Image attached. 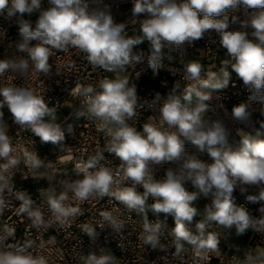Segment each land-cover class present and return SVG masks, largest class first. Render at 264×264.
Wrapping results in <instances>:
<instances>
[{"label":"clouds","instance_id":"obj_1","mask_svg":"<svg viewBox=\"0 0 264 264\" xmlns=\"http://www.w3.org/2000/svg\"><path fill=\"white\" fill-rule=\"evenodd\" d=\"M0 0V15L17 25L19 39L12 42L16 53L0 59V77L17 73L26 77L49 75L50 58L54 51L67 53L76 50L92 68L114 73V78H102L97 83L79 84L71 95L82 99L85 111L79 115L92 118L97 130L107 138L103 151L78 161L74 168L76 179L59 181L55 187L40 190L47 205L49 218L26 191H17L16 209L25 216L31 227L40 230L57 224L65 227L83 215L78 203L108 197L142 218L140 239L157 250L163 248L161 236L171 237L176 255L190 250L197 264H207L210 253L219 251L220 234L210 230L213 225L241 236L252 230L264 236V139L256 130L252 135L237 129V147L229 143L230 130L223 118L212 119L214 93L229 87L232 73L242 80L249 92L248 101L264 103V0H132L131 23L139 20V34L129 35L127 23H117L104 0ZM241 7L247 18L229 17L226 10ZM38 13L33 22L25 17ZM239 27H233L236 24ZM250 29V31H249ZM218 41L226 50L217 71H207L198 60L184 61L185 47L205 36ZM149 45L147 62L156 71L162 60L172 59L171 53L181 56L182 79L188 81L181 90L174 84L166 96L156 94L158 114L149 116L142 129L129 123L137 115L138 96L134 84L124 73L144 58L137 46ZM167 50V51H165ZM231 69V71L229 70ZM41 87L42 81L40 82ZM59 104L53 105L32 87L5 84L0 86V212L6 207L3 193L10 190L14 170L21 163L32 178H44L54 165L38 154L13 143L4 109L11 114L19 130L28 131L42 143L63 146L65 134L57 122ZM248 103L231 110V118L247 121ZM264 129V122L260 123ZM186 145L195 148L189 152ZM114 156L116 169L101 163L104 152ZM207 153L212 162L198 158ZM172 164L157 178V166ZM43 170V171H42ZM56 175L53 171V177ZM53 177H48L51 180ZM190 185V188H189ZM142 188L143 191L139 189ZM249 203L259 204L260 216L250 215L237 203L235 192ZM152 203H149V200ZM205 198L209 203L203 212L196 202ZM171 216L174 226L160 219L149 220L147 211ZM100 227L119 233L125 221L111 211L100 212ZM197 217L199 219H197ZM90 240L100 232L91 223L81 226ZM15 235V228H0V264H49L44 255L33 254L39 246L31 239L23 243L5 244ZM83 264H118V258L100 248L81 256ZM236 264H264V247L245 252Z\"/></svg>","mask_w":264,"mask_h":264},{"label":"built area","instance_id":"obj_2","mask_svg":"<svg viewBox=\"0 0 264 264\" xmlns=\"http://www.w3.org/2000/svg\"><path fill=\"white\" fill-rule=\"evenodd\" d=\"M104 3L109 5L111 14L117 23H127L126 31L129 35L139 34V20L145 17L137 18L136 24L130 22L132 19V0H104ZM43 7H48L47 0H43ZM226 14L230 18L236 16L239 20L246 19L248 15L243 7L238 10L228 9ZM37 17L38 13H34L31 17L26 16L25 18L35 22ZM233 27H239V24L237 23ZM212 36H205L203 39L195 41L191 46L186 45L182 57L184 61L198 60L202 63L204 66V71L201 73L202 77L207 71H217L221 61L227 58L226 50L219 48L215 33H212ZM18 39L17 25L13 21L7 20L4 15H0V59L21 55L16 53L12 45V42ZM135 50L137 52L143 51L144 58L134 68L129 66L124 75H127L130 78V83L135 85L139 98L137 115L129 123L141 130L143 123L147 121L149 116L158 114L159 105L152 103L156 94L159 93L161 97H164L175 83L179 82L182 90L189 82L182 79L183 64L178 53H171V60L165 57L161 62V66L154 71L147 62L148 42L145 41L137 46ZM83 56L84 54L76 50H69L67 53L54 51L53 56L50 58L52 70L47 76L34 74L30 70L26 77L11 72L0 77V86L12 84L32 87L42 94L45 89V98L53 105L59 104L57 122L63 130H66V141L63 146L42 143L38 137H34L30 132L19 130L13 124L8 109L3 110L4 118L10 126L9 135L12 137L13 143L35 152L46 162H51L54 165V169L48 170L44 178H32L27 173L23 163L14 170L11 188L3 193L6 207L0 212V228L4 225L14 227L15 235L9 237L5 244L23 243L25 239L34 240L37 246L43 243L42 248L36 247L31 251H33V254L46 256L49 264H83L80 260L81 256L87 255L89 251L99 253L100 248L115 255L118 258V264H197L190 250L180 256L176 255L175 248L171 244V237L167 231L161 236V244L164 245L162 249L152 250L144 245L139 238L142 231V218L108 197L90 199L83 203L77 202L75 206L81 208L83 215L78 216L70 225L65 227L53 224L51 227L36 230L31 227V222L25 216L17 213L16 209L19 207V201L15 199V193L26 191L36 202V206L41 208L47 220L50 213L47 205L42 202L40 190L55 187L59 192V181L77 178L74 168L78 161L81 159L86 160L90 155L104 149L107 138L104 133L97 130L98 121L79 115L80 112L85 111L82 106V99L70 93L79 84H95L102 78H114L115 74L99 68H92ZM161 67H169V75H161ZM229 70L231 71V69ZM41 81L44 88L41 87ZM214 96H218L219 99H213V111L208 115L212 119H224L231 133L229 137L230 145L234 148L238 146L237 129H242L252 135H255L256 130H259L264 135V129L260 128V123L264 122L262 103L248 101L249 92L234 72L229 87L219 93H214ZM240 103H248L249 105L247 121L241 122L231 118L232 108ZM253 104H260V112H252ZM186 147L189 152L196 151L191 145H186ZM197 156L204 162H212L206 152L197 153ZM104 157L105 159L101 163L113 169L118 167L119 161L114 156L105 151ZM168 167H175V165L157 166V178L162 177ZM53 171L56 173L54 177ZM48 177L53 178L49 180ZM139 190L143 191L142 188ZM234 195L237 203L244 205L250 215L254 217L261 215L259 204L247 202L245 196L240 193H234ZM149 203H152L151 198ZM102 211H111L114 215L123 219L125 221L124 229L116 233L106 230V226L101 228L99 214ZM147 215L149 220L160 219L165 221L169 227L174 226V220L171 216L167 218L164 214L157 216L151 210L147 211ZM86 223H91L101 233L95 241L90 240L83 233L81 226ZM210 230L220 234V244L218 252L209 254L207 264H236L237 259L243 258L245 252L249 250L256 251L264 247V236L249 230L241 235L245 238V242L243 248L237 252L228 244L230 233L216 225H213Z\"/></svg>","mask_w":264,"mask_h":264},{"label":"rangeland","instance_id":"obj_3","mask_svg":"<svg viewBox=\"0 0 264 264\" xmlns=\"http://www.w3.org/2000/svg\"><path fill=\"white\" fill-rule=\"evenodd\" d=\"M190 190H191V188H190ZM196 206H197L198 208L202 209V208L200 207V203H199V202H198V203L196 202ZM244 242H245V238H244V237H242V236H236V235L234 234V232L231 233V234H229V241H228V244L230 245V247H231L233 250L239 252V251L243 248Z\"/></svg>","mask_w":264,"mask_h":264},{"label":"bare ground","instance_id":"obj_4","mask_svg":"<svg viewBox=\"0 0 264 264\" xmlns=\"http://www.w3.org/2000/svg\"><path fill=\"white\" fill-rule=\"evenodd\" d=\"M161 75H169V67H161ZM262 109H264V103H262ZM252 112H260V104H253L252 105ZM260 139H264V135L259 137ZM240 137H238V144H239ZM235 193H239L238 191Z\"/></svg>","mask_w":264,"mask_h":264},{"label":"trees","instance_id":"obj_5","mask_svg":"<svg viewBox=\"0 0 264 264\" xmlns=\"http://www.w3.org/2000/svg\"><path fill=\"white\" fill-rule=\"evenodd\" d=\"M64 131V134H65V141H66V130H63ZM64 141V142H65ZM53 145V144H52ZM200 203V207L202 208V209H200L201 210V212H203V207L205 206V204H207L208 203V200L207 199H205V198H201V199H199L198 201H197V203ZM197 219H199L198 217H197Z\"/></svg>","mask_w":264,"mask_h":264}]
</instances>
